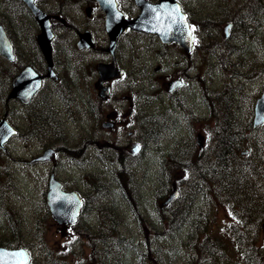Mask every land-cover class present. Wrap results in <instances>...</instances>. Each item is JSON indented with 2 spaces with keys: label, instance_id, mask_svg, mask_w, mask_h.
Returning a JSON list of instances; mask_svg holds the SVG:
<instances>
[{
  "label": "rangeland",
  "instance_id": "374dc122",
  "mask_svg": "<svg viewBox=\"0 0 264 264\" xmlns=\"http://www.w3.org/2000/svg\"><path fill=\"white\" fill-rule=\"evenodd\" d=\"M41 1L70 22L84 10V0ZM180 2L200 45L199 82L181 89L176 101L168 97L166 80L189 65L162 63L155 54L170 58L177 50L163 52L152 38L133 39L135 61L126 44L128 73L111 81L113 91L130 88L143 109L146 146L136 158L117 164L91 152L85 159L74 156V142L87 126L86 116L74 108L85 97L86 77L78 79L68 38L55 43L65 59L58 84L67 88L55 100L45 86L44 103L32 107L28 119L23 107L12 109L22 133L0 149V244L29 249L30 264H264V122L251 127L252 105L264 89V0ZM0 6L6 12L7 5ZM231 46L237 56L230 54ZM168 70L167 77L159 76ZM245 73L248 81L236 76ZM232 83V92L221 93ZM230 106L241 132L227 152L229 172L205 174L204 167L218 166L215 155L228 132ZM188 122L195 127L185 143ZM47 146L58 150L53 162L29 161ZM50 169L85 200L73 225H57L45 206ZM173 184L178 197L161 206Z\"/></svg>",
  "mask_w": 264,
  "mask_h": 264
},
{
  "label": "flooded vegetation",
  "instance_id": "af4514ba",
  "mask_svg": "<svg viewBox=\"0 0 264 264\" xmlns=\"http://www.w3.org/2000/svg\"><path fill=\"white\" fill-rule=\"evenodd\" d=\"M150 1L154 2L156 0ZM0 2L7 5L5 7L6 12L3 11L4 9H1L0 6V32H4L6 35L11 53L10 58L0 54V94L5 97V99L0 101V117L5 116L15 128V134H13L10 140L17 138L22 133L17 124L11 119L12 109H14L15 106H21L26 109L28 114L25 119H28L30 118L29 113H31V108L33 107L32 110L38 107V109H40L41 103H44V95L42 92L45 90V86L48 91L52 92L48 94L49 98L55 95V100L61 95L62 88L66 87L64 84H58L62 79L61 69L64 67L65 59L64 53L61 54L60 49H57L55 45L60 37H63L68 38V49L72 52L73 61L78 68V79L81 80L83 74H85L86 77L85 97H82L81 102L75 104L74 108L76 107V110L82 112L86 116L87 126L86 129L83 130L85 133L80 134L78 139L74 142V156L81 157L83 154L87 155L91 152V155L98 159L108 161L114 160L115 163L122 164L123 162L136 158L140 148V153L142 154L146 146V143L142 141L143 127L146 126L143 123V109L133 101V93L130 88L127 87L123 92L113 91L111 81L128 73L127 69L123 67V62L127 60L125 57V48L128 46H126V44L129 45L131 51L130 57L135 61L137 49L134 48V46H136L138 42H134L133 39L141 41L142 37L148 35L133 30H126L118 37L116 47L114 51L111 52L108 50L109 38L106 33L104 13L95 0H84L83 12L79 14L77 19L75 16L71 20L72 22L66 19L64 14L60 11H49L50 26L53 31V36L50 39L53 74L51 73V76H47L48 62L40 47L38 39L41 28L32 16L30 9L22 0H0ZM35 2L41 9L46 11L43 1L35 0ZM120 3L121 2H119V4ZM120 6L123 13L128 17H133L137 13L136 10L130 9L123 4H120ZM189 15L190 14L187 13V19L192 26ZM206 18L207 17H205V19ZM191 32L193 39L190 46H181L175 41L164 43L161 42L157 36H148L156 41L159 48H163V52H166L170 48L177 50V54L173 51L170 58L155 54L154 56L162 63L171 60L177 67L189 65L194 69L190 71L189 66L187 68H182L181 71L172 73L170 79L166 80V84L169 80L176 79L180 81V84L170 91L167 90V92H165L168 97L175 101L178 99L181 89H185L186 87L191 88L192 82H199L198 70L202 63V58L199 52L197 56L196 51L200 48V45L196 44L193 26ZM81 36H84V39L90 37L93 39L94 45L91 46L92 48L78 47V41ZM178 53H180V55H178ZM195 56H197L198 59H195ZM138 58L141 60V54L138 55ZM96 59L97 63L95 64ZM112 60H114L116 65L121 69L122 74L117 78H110L104 82L105 85L110 87L108 95L104 97L100 94L98 88L100 75L97 70V64L100 62L110 64ZM27 66L31 67L33 71L41 77V84L38 90L34 92L31 99L27 103H22L19 98L9 97V95L14 88V80L17 75ZM168 69L170 68L168 67ZM169 71L170 70L166 71V74H161L159 76L167 77ZM27 78L28 80L19 85V88L24 92H26L27 86L31 83V78L32 81L37 80V77L33 75H29ZM156 88L157 86L155 89ZM127 89L129 90L127 91ZM198 93L200 92L198 91ZM64 102L67 107L68 100ZM183 103L184 102H179L178 106L182 107ZM123 104L125 106L120 107ZM204 108L205 106H200L201 110ZM39 111L42 114H46L44 109ZM186 126L188 128L186 132L187 139L184 142L190 143L191 132L195 125L188 122ZM198 127L201 128V125ZM51 134L52 131L49 128L47 135L50 136ZM196 139L197 143H199V136H197ZM53 149L51 161L48 163L53 162L58 153L56 148ZM50 173L56 174V171L50 169L48 176ZM172 187L174 188L175 184H173ZM83 202L85 206L84 198Z\"/></svg>",
  "mask_w": 264,
  "mask_h": 264
},
{
  "label": "water",
  "instance_id": "95a60500",
  "mask_svg": "<svg viewBox=\"0 0 264 264\" xmlns=\"http://www.w3.org/2000/svg\"><path fill=\"white\" fill-rule=\"evenodd\" d=\"M25 4L30 8L34 17L38 21L41 27V33L39 35L40 45L46 53L47 59L50 61V48L48 45L49 38L51 36L48 15L42 12L35 4L33 0H23ZM100 6L106 11V20L108 25H114V37L116 36V30L121 26L117 32L122 30L126 26H132L134 28L145 30L150 33H158L163 40L177 39L182 36V29L187 28L180 14L179 5L175 0H160L156 5H150L145 0H136V3L142 8V13L134 19L120 20L115 23L119 15L116 10L115 0H97ZM179 9V11H177ZM112 39H114L112 37ZM7 44V38L3 32H0V52L5 53V47ZM91 45V43H88ZM111 65H98V70L102 73L106 69H111ZM111 72L105 73V76H111ZM117 74V73H116ZM24 82H19L17 89L11 94L20 97L18 95L19 85ZM37 85L32 83L30 94L36 88ZM29 96V95H28ZM28 98V97H27ZM28 99H24L27 101ZM264 119V91L257 99L255 105L254 125L260 124ZM10 134V130L7 127V123L4 119H0V146L3 141ZM51 150H45L44 154L38 159H45L50 156ZM176 196V192L170 194L165 202H168L171 198ZM46 203L51 213L52 218L59 224H67L74 222L79 214V208L81 206V200L75 191H64L58 180L53 175L50 176L48 181V190L46 193ZM264 224V223H263ZM28 253L23 248L7 249L0 247V264H25L28 261Z\"/></svg>",
  "mask_w": 264,
  "mask_h": 264
},
{
  "label": "bare ground",
  "instance_id": "6f19581e",
  "mask_svg": "<svg viewBox=\"0 0 264 264\" xmlns=\"http://www.w3.org/2000/svg\"><path fill=\"white\" fill-rule=\"evenodd\" d=\"M231 51H230V54L232 55L234 53L235 56H237V52L235 50H233V47L231 46L230 47ZM219 58H221V55H219ZM230 60V63L232 65L236 64L235 60L234 59H231V58H228ZM220 66H222V64H219ZM215 66V62L211 63L210 65V70L212 67ZM246 68V65L243 66V69H240V73H243V72H246L245 70ZM236 76L238 78L241 79H250V75L249 73H245V74H240V75H237ZM233 77V76H231ZM210 81L211 78H210ZM230 83V80L228 81ZM233 82V80H232ZM234 87V84H227L226 87L222 90L221 93H225V91H228V92H232V89ZM208 90H210V87H208ZM228 99V95L226 97ZM226 103L227 101L223 104V107H224V113H226ZM232 107L230 106L229 107V110H228V118H227V129H228V132L226 133L225 136H223V141H222V145H221V148H220V151H219V154H218V157H219V165L214 167V168H211V167H204V169H202L203 171L205 170V174H208V175H215V176H218V175H221V174H225L227 172H229L226 164H227V160L229 159L230 155L227 154L228 152V149L230 146H232L233 142L235 139H237L239 137V134L241 132V128L239 126V115L237 114V112H234V113H230L232 112ZM196 117H198V115H195ZM35 117V116H34ZM32 121L34 122V119H32ZM86 154H83V156H81L83 159L86 158ZM14 162H16V160H14ZM127 167V166H125Z\"/></svg>",
  "mask_w": 264,
  "mask_h": 264
},
{
  "label": "snow or ice",
  "instance_id": "6c2138e0",
  "mask_svg": "<svg viewBox=\"0 0 264 264\" xmlns=\"http://www.w3.org/2000/svg\"><path fill=\"white\" fill-rule=\"evenodd\" d=\"M177 11H179V9H177Z\"/></svg>",
  "mask_w": 264,
  "mask_h": 264
},
{
  "label": "trees",
  "instance_id": "16d2710c",
  "mask_svg": "<svg viewBox=\"0 0 264 264\" xmlns=\"http://www.w3.org/2000/svg\"><path fill=\"white\" fill-rule=\"evenodd\" d=\"M219 165V164H218Z\"/></svg>",
  "mask_w": 264,
  "mask_h": 264
}]
</instances>
